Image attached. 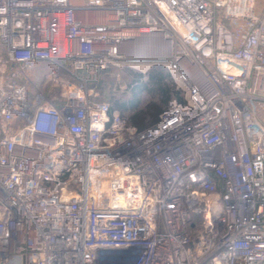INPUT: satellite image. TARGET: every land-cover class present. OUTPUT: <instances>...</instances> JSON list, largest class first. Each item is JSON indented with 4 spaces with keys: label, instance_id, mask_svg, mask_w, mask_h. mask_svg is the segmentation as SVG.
<instances>
[{
    "label": "built area",
    "instance_id": "2783aa9c",
    "mask_svg": "<svg viewBox=\"0 0 264 264\" xmlns=\"http://www.w3.org/2000/svg\"><path fill=\"white\" fill-rule=\"evenodd\" d=\"M144 62L139 128L87 84ZM263 109L264 0H0V264H264Z\"/></svg>",
    "mask_w": 264,
    "mask_h": 264
},
{
    "label": "rangeland",
    "instance_id": "374dc122",
    "mask_svg": "<svg viewBox=\"0 0 264 264\" xmlns=\"http://www.w3.org/2000/svg\"><path fill=\"white\" fill-rule=\"evenodd\" d=\"M159 64L152 65L146 71H142L141 67L134 68L129 65L124 66H111L108 70L101 73L98 77V80L90 81L87 84V89L89 91L93 90L92 93L96 95V98L99 100L107 101L111 105H116L117 103L128 102L131 97L137 92L138 100L144 105H161V96L157 91H150L154 89L155 85L150 82V76L152 73L168 72L167 68L164 67L161 69ZM141 68V69H140ZM39 80L42 79L38 74H34ZM140 77L141 83L137 84L134 81V78ZM145 84V86H144ZM175 84V83H174ZM176 86V84H175ZM147 87L148 91H145L143 88ZM155 92V93H154ZM178 98V95L174 94L171 99L165 104H162V109H165L169 106L170 102ZM140 106V107H141ZM133 109H126L124 116H132ZM262 117L264 118V109L262 110Z\"/></svg>",
    "mask_w": 264,
    "mask_h": 264
},
{
    "label": "trees",
    "instance_id": "16d2710c",
    "mask_svg": "<svg viewBox=\"0 0 264 264\" xmlns=\"http://www.w3.org/2000/svg\"><path fill=\"white\" fill-rule=\"evenodd\" d=\"M161 66V65H160ZM164 67H161L163 69ZM150 82L155 85L154 89H150V91H157L161 96V105L165 104L173 97L174 94L178 95V98H182V93L179 89L176 88L173 79L170 74L166 71H161L160 73L154 72L151 74ZM134 81L139 84L141 83L140 77L134 78ZM145 86V84H144ZM145 91H148L147 87L143 88ZM155 93V92H154ZM138 100L137 92L131 97L130 101L117 103L115 106L112 105V110H118L122 115L126 111V109H133L132 116H129V120L137 125L139 128H146L159 119V114L164 110L161 105H142ZM141 106V107H140Z\"/></svg>",
    "mask_w": 264,
    "mask_h": 264
},
{
    "label": "bare ground",
    "instance_id": "6f19581e",
    "mask_svg": "<svg viewBox=\"0 0 264 264\" xmlns=\"http://www.w3.org/2000/svg\"><path fill=\"white\" fill-rule=\"evenodd\" d=\"M138 66L143 68V70H146L148 68L149 64L144 62L142 64H138Z\"/></svg>",
    "mask_w": 264,
    "mask_h": 264
}]
</instances>
